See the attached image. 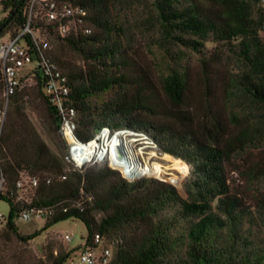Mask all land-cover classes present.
Instances as JSON below:
<instances>
[{
	"label": "trees",
	"instance_id": "1",
	"mask_svg": "<svg viewBox=\"0 0 264 264\" xmlns=\"http://www.w3.org/2000/svg\"><path fill=\"white\" fill-rule=\"evenodd\" d=\"M38 1L79 6L86 13L63 38L56 23L38 19L39 7L32 23L33 30L55 37L83 63L75 67L57 52L44 53L68 80L76 139L86 143L103 127L131 130L182 161L188 172L180 171L182 197L164 181L127 182L105 165L65 170L60 119L42 95L46 77L35 71L32 85L10 98L1 131L5 191L0 198L9 212L0 235L26 242L57 222L77 219L86 244L95 235L111 242L109 264H264V238L255 235L264 229V156L254 161V151L264 148V0ZM29 2L0 0V34L14 36L25 25ZM135 34L151 69L131 57ZM225 52L227 121L212 110L209 77L210 62ZM192 55L200 64L197 98L188 69ZM30 88L60 156L24 113ZM227 167L243 189L231 185ZM22 173L37 179L28 206L15 202L13 187ZM28 208L41 211L44 224L23 237L13 220ZM72 251L49 254V264H64ZM5 262L0 250V264Z\"/></svg>",
	"mask_w": 264,
	"mask_h": 264
},
{
	"label": "built area",
	"instance_id": "2",
	"mask_svg": "<svg viewBox=\"0 0 264 264\" xmlns=\"http://www.w3.org/2000/svg\"><path fill=\"white\" fill-rule=\"evenodd\" d=\"M36 7H39L44 23L57 24L55 31L61 38L71 32L70 23L75 24L74 32L83 23L82 18L86 15L79 6L58 5L54 2L41 5L38 0H30L25 25L14 36L0 34V136L10 98L23 90L27 78L33 81L35 71H41L46 77L41 92L58 113L60 119L58 133L65 143L62 160L71 169L79 170L94 165H105L110 168L112 144L114 139L118 140L120 137H127L133 143L139 142L155 148L153 142L145 135L127 129L110 130L108 127H103L86 143L76 139V114L70 102L68 80L60 69L47 63L44 53L50 49V45L46 39L41 37L42 33L32 28L35 19L33 12ZM119 146L115 145L113 150L118 156L122 154L124 157V151ZM36 186L35 177L21 174L13 187L15 202L30 205ZM4 191V178L0 172V197ZM76 206L80 208V204ZM6 217L7 215L0 214V228L4 226ZM37 218L42 219V212L28 208L22 209L13 221L14 223L17 221L30 222ZM63 240L69 242L70 237L64 235ZM111 256L110 247L99 235H95L89 244L83 241L76 251L74 260H71L69 256L64 264H109Z\"/></svg>",
	"mask_w": 264,
	"mask_h": 264
},
{
	"label": "rangeland",
	"instance_id": "3",
	"mask_svg": "<svg viewBox=\"0 0 264 264\" xmlns=\"http://www.w3.org/2000/svg\"><path fill=\"white\" fill-rule=\"evenodd\" d=\"M3 15L4 14L0 7V20ZM38 19L44 22L40 14ZM74 25V23H70L71 31H73L75 27ZM133 31L135 30L133 29ZM41 37L48 41L50 45V49L48 50L49 53L57 52L65 61L71 63L75 67L83 66L81 59L69 50L63 43L59 42L55 37L45 34H41ZM130 49L131 57L138 66L151 69V62L149 61L150 58H148V54L144 49L142 40L137 34L133 37ZM206 49L208 52H212L213 46L211 44H207ZM198 59L199 56L192 55L189 58L188 63L192 94L196 98L201 91L200 64ZM210 63L209 77L212 90L210 99L211 107L213 111L217 112L225 121H227L228 116L224 105V81L227 78V70L230 67V61L225 52L220 57L219 61L214 60ZM31 85L32 81L27 78L25 81V87H30ZM27 92L29 94V100L28 102L26 100V103L23 105L24 113L27 119L33 125L34 129L37 131L39 137L48 149L55 155L60 156L61 152L56 149L55 145L51 142L49 136L43 129V122L41 120L42 110L37 101H34L33 91L30 88ZM132 146L133 149L129 147L126 151V154L130 157V161L134 164L146 165L145 167H147L139 170L146 175L139 178H154L164 181L175 187L182 197L184 196L179 182L181 175L184 174H181L180 171L185 170V174H187L188 167L182 165L179 160H175L168 155L161 153L156 147L154 148L139 142L132 143ZM262 156H264V148L254 151V161H257L258 158ZM69 168V166H65V170H68ZM227 170L231 185H237L239 189H243L244 186L242 182L238 179L235 173L231 172V168L227 167ZM119 176L122 178L120 174ZM152 176H160L162 178L158 179ZM7 212L8 205L6 202L0 200V214L6 216ZM43 224L44 220L39 218L33 219L30 222L17 221L15 223L19 235L23 237L31 235L35 231H39ZM2 230L3 227L0 228V234ZM64 235H68L70 237L69 242H65L63 240ZM255 235L257 237L264 238V229L257 228L255 230ZM85 237L86 230L84 225L77 219H67L51 225L44 232H40L38 236L26 242L20 241L14 236H8L6 239L0 235V250L5 257V264H49V254L55 255L57 252L67 253L73 250L70 254V258L71 260H74L76 258V251L85 240ZM104 243L110 247L112 252L113 245L111 242L104 240Z\"/></svg>",
	"mask_w": 264,
	"mask_h": 264
},
{
	"label": "bare ground",
	"instance_id": "4",
	"mask_svg": "<svg viewBox=\"0 0 264 264\" xmlns=\"http://www.w3.org/2000/svg\"><path fill=\"white\" fill-rule=\"evenodd\" d=\"M120 141V143H119ZM133 141L128 139L127 137H120V139H114V142L112 144V153L110 155V162H109V167L118 170L121 172V174L124 176V178H128L127 180L130 181L129 179H137L141 176H146L145 173L139 171L142 168H147L145 167L146 165H139V164H134L133 162L130 161V157L126 154L127 149L132 148ZM115 145L119 146L120 149H123L124 151V157L121 159L119 158L118 154L113 150L115 148ZM127 156V157H126ZM179 162L182 165H185L182 161L179 160ZM150 169V168H149ZM137 176V177H136Z\"/></svg>",
	"mask_w": 264,
	"mask_h": 264
},
{
	"label": "water",
	"instance_id": "5",
	"mask_svg": "<svg viewBox=\"0 0 264 264\" xmlns=\"http://www.w3.org/2000/svg\"><path fill=\"white\" fill-rule=\"evenodd\" d=\"M119 158H121V159L123 158L122 154H121V155H119Z\"/></svg>",
	"mask_w": 264,
	"mask_h": 264
}]
</instances>
